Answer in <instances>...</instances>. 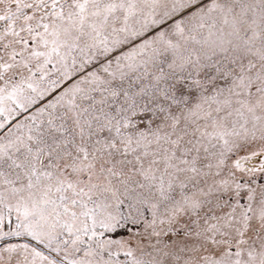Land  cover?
I'll return each mask as SVG.
<instances>
[{"label":"snow or ice","instance_id":"obj_1","mask_svg":"<svg viewBox=\"0 0 264 264\" xmlns=\"http://www.w3.org/2000/svg\"><path fill=\"white\" fill-rule=\"evenodd\" d=\"M0 264H264V0H0Z\"/></svg>","mask_w":264,"mask_h":264}]
</instances>
